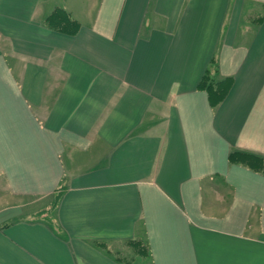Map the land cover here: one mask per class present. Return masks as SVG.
<instances>
[{"label": "crops", "instance_id": "0c3cea01", "mask_svg": "<svg viewBox=\"0 0 264 264\" xmlns=\"http://www.w3.org/2000/svg\"><path fill=\"white\" fill-rule=\"evenodd\" d=\"M61 5L0 0V264H264V0Z\"/></svg>", "mask_w": 264, "mask_h": 264}, {"label": "trees", "instance_id": "16d2710c", "mask_svg": "<svg viewBox=\"0 0 264 264\" xmlns=\"http://www.w3.org/2000/svg\"><path fill=\"white\" fill-rule=\"evenodd\" d=\"M63 13L65 15L64 18H66V14L68 16V21H73V24H75L76 28L74 30H64L62 27L57 26V21H64L62 19V14ZM70 15L67 12H64L61 9H56L54 11V13L47 19V23L49 24V26L60 30V31H64V32H69V33H75L78 29V23H76L74 20L70 19ZM220 82H225V87L224 88H219L220 84L222 85V83H218L217 81L215 82L214 77L210 76V70H208V72L206 73V75L204 76V79L202 80L201 83V87L206 88L208 91H210V93L212 94L213 97V101L214 103H218L220 102L226 95L228 89H229V85H230V81L229 79L227 80H223ZM232 162H238V163H243L246 166L252 168L253 170L259 171V172H264V158L256 156V155H251V154H235L233 153L230 157Z\"/></svg>", "mask_w": 264, "mask_h": 264}, {"label": "rangeland", "instance_id": "374dc122", "mask_svg": "<svg viewBox=\"0 0 264 264\" xmlns=\"http://www.w3.org/2000/svg\"><path fill=\"white\" fill-rule=\"evenodd\" d=\"M82 1V4L84 5V7H83V9H86L87 11H89V9L92 11L93 9H94V4H96V2L98 1V0H81ZM61 2H62V5L60 6V7H58V9H61V10H63L64 12H66V9L64 8V6L63 5H66V0H61ZM95 2V3H94ZM91 13L92 12H90V14H89V12H87V14L86 15H91ZM62 15V19L64 20V21H57V26H60V27H62L64 30H74L75 28H76V26H75V24H73V21H68L67 19H68V16H67V14H66V18H64L65 17V15L63 14V13H61ZM260 14H264V8L263 9H256V10H254V11H252V12H250V16H252L253 18H255V17H258V16H260ZM71 18V20H73L74 19V17L71 15L70 16ZM210 76L211 77H214V79H215V82L217 81L218 83H222V85L220 84V87L219 88H224L226 85H225V82L223 83V82H220L217 78H216V75H213L212 73H210Z\"/></svg>", "mask_w": 264, "mask_h": 264}]
</instances>
